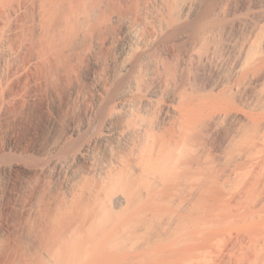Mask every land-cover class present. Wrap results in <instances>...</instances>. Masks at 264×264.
<instances>
[{"label":"bare ground","instance_id":"bare-ground-1","mask_svg":"<svg viewBox=\"0 0 264 264\" xmlns=\"http://www.w3.org/2000/svg\"><path fill=\"white\" fill-rule=\"evenodd\" d=\"M40 100L42 142L0 150L35 198L0 264H264V0H0V126Z\"/></svg>","mask_w":264,"mask_h":264},{"label":"rangeland","instance_id":"rangeland-1","mask_svg":"<svg viewBox=\"0 0 264 264\" xmlns=\"http://www.w3.org/2000/svg\"><path fill=\"white\" fill-rule=\"evenodd\" d=\"M23 65H24V67H23L24 69H23V74L20 75L21 78L19 79V77L16 76L13 79L15 81L10 80L8 83L9 86L11 83V86L14 87V92L18 98H20V97L21 98H27L30 95H32L33 93L37 92V91H35V89L33 87H31V84H30V80H31L30 78L32 77L31 75L33 74L32 73L33 71H30V70H35L34 74H36L35 72L37 70L36 69H30L28 57H26L24 59ZM27 103H29V102H27ZM42 103L43 102L40 100L39 102L36 101L35 103H33V102L29 103L30 105L26 104L25 106L29 105L30 107L29 106L25 107L27 109L23 108L24 112H22L21 114L19 113L17 115L16 120L14 119V120H11L10 122L8 121V123H6L5 125L0 126V150L3 149L4 147H6L10 143H15L16 145H18L19 147H22V148H28V147H33L36 144H39L40 142H42L43 137L46 135L47 126L45 125V123L47 122L46 118L48 117L47 110L44 109L45 106H43L44 104H42ZM25 110H27V111H25ZM24 177H26V176H24V173L21 170H17V171L15 170L12 173L2 172L0 170V242L6 243V244L8 243L9 245H12L13 247H17L18 249L15 252H17L19 250V248L22 247L24 242L27 241L26 240V234H27L26 219L29 216L31 209L33 208V203H34V199H35V198L33 199V197H32L34 195L33 194L34 192L32 189H31V191L29 189V191H27L28 193L25 192L24 195L20 196L21 199H18V200L14 199L13 193L16 191V189H19ZM9 180H10V185L8 184L9 185L8 186L7 182L9 183ZM230 189H228V190L230 191ZM195 201H196L195 202L196 206L198 207L195 210L196 211L195 216L197 217L196 222L199 221V223L197 225L195 224L196 226H198V228H196V226H195V234L197 235L195 238L196 242L198 244H201L200 239L203 238L202 237L203 235H202V233H201V235L199 233L203 232L205 230L214 231L215 229L216 230L218 229L217 232H220L221 234L218 233L219 236L217 234L214 237V239H217V237H219L220 240L218 238V241H221L227 235H229L228 232L223 233L227 229H226V227H224V223L221 221L222 218H220L221 220L218 219V217H222V216H217L218 214L220 215V211L217 210L218 209L217 207H219L220 205L218 206L217 204H221L223 202H220L219 200L215 201L214 198L212 200L209 198V200L206 199L204 201H201V200L199 201L197 199ZM198 202L200 205L198 204ZM218 202H220V203H218ZM210 210L211 211L213 210L214 212L213 211L211 212ZM203 212H205V213H203ZM208 212L210 213L209 215H207ZM214 213H216L217 215ZM221 214H222V212H221ZM215 216H217V217H215ZM214 217L218 220L217 224H219V226L221 225V223H223L222 224L223 226L221 225L222 227L221 226L218 227V225L216 224V226L218 228L217 227L215 228L213 225V228H215V229H213L210 226L211 222L214 221V220H212ZM202 218H204V220L206 219L207 221L208 220L211 221V222L207 223V224H209V227L212 228L211 230L209 227L208 228L206 227L207 224H206V226H204L205 229H204V227L199 228L201 226L200 220ZM217 220H215L214 223H216ZM219 221H221V223ZM220 228H222L221 229L222 231H219ZM154 230H156L155 227H154ZM197 231H199V232H197ZM206 232H208V231H205L203 233L205 234ZM221 235L222 236L225 235V237L223 236V238L221 239V237H220ZM198 236H199V238L201 237L199 240L197 238ZM205 237H206V235H205ZM226 238L228 240L229 236ZM204 239H202V240H204ZM225 240H224V242H225ZM214 241L215 240H213V242ZM218 241H216V242L218 243ZM197 243H195V247L198 246ZM202 243H204L203 247L207 246V245H205V241L204 242L202 241ZM212 243H209V245L207 247L209 249L211 248L213 250L214 246H212ZM227 243H229V240ZM221 244H222V241L219 243V245H221ZM224 244H226V243H224ZM221 246L224 247V245H221ZM198 249L200 250L201 248H198V247L196 248V251H197L196 253H198L199 255L197 254V256H195V258L200 257L201 259L198 258L197 259L198 262H196L195 260H194V262H196V264H199V263L204 264L208 261L207 262V264H208L209 261H211V260H207L206 258H204L201 254L205 253V252L198 251ZM207 249L203 248L202 250H205L207 254L209 253V257H210L211 252L210 251L207 252L209 250V249L208 250ZM199 252H201V253H199ZM210 264H211V262H210Z\"/></svg>","mask_w":264,"mask_h":264}]
</instances>
